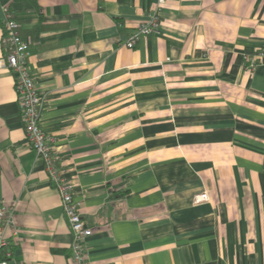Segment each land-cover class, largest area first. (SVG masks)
I'll return each instance as SVG.
<instances>
[{
	"label": "crops",
	"instance_id": "1",
	"mask_svg": "<svg viewBox=\"0 0 264 264\" xmlns=\"http://www.w3.org/2000/svg\"><path fill=\"white\" fill-rule=\"evenodd\" d=\"M0 0L29 42L41 125L77 184L91 264H264V0ZM207 191L210 200L196 203ZM14 257L72 264L73 234L0 68V204Z\"/></svg>",
	"mask_w": 264,
	"mask_h": 264
},
{
	"label": "built area",
	"instance_id": "2",
	"mask_svg": "<svg viewBox=\"0 0 264 264\" xmlns=\"http://www.w3.org/2000/svg\"><path fill=\"white\" fill-rule=\"evenodd\" d=\"M165 0H156L155 9L149 14L135 32L124 43L134 47L137 41L149 34L159 31L161 25L160 13ZM2 19L4 54L0 58V68L9 69L15 80L19 107L30 146L42 158L47 174L60 194L65 214L68 217L72 234V264H91L87 245L92 235V228L83 219L81 213L82 201L76 197L77 184L68 177L61 168L60 157L55 149L56 137L47 132L41 125V118L46 106V97L38 88L29 66L30 46L20 32L19 21L4 7ZM264 65V47L250 56L249 68ZM210 200L207 191L194 196L196 203ZM15 207L9 203L0 204V264H27L15 258L10 249V238L18 234L15 221ZM11 234L12 237H9Z\"/></svg>",
	"mask_w": 264,
	"mask_h": 264
},
{
	"label": "trees",
	"instance_id": "3",
	"mask_svg": "<svg viewBox=\"0 0 264 264\" xmlns=\"http://www.w3.org/2000/svg\"><path fill=\"white\" fill-rule=\"evenodd\" d=\"M31 2H32L36 7H38V1H37V0H31Z\"/></svg>",
	"mask_w": 264,
	"mask_h": 264
}]
</instances>
